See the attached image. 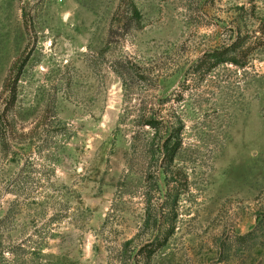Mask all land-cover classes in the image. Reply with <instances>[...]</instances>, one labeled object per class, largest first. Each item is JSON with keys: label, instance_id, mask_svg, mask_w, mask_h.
<instances>
[{"label": "rangeland", "instance_id": "1", "mask_svg": "<svg viewBox=\"0 0 264 264\" xmlns=\"http://www.w3.org/2000/svg\"><path fill=\"white\" fill-rule=\"evenodd\" d=\"M130 1L141 27L111 31ZM253 4L257 26L264 0H0V264H147L148 208L175 227L150 264H264V47L191 74Z\"/></svg>", "mask_w": 264, "mask_h": 264}, {"label": "trees", "instance_id": "2", "mask_svg": "<svg viewBox=\"0 0 264 264\" xmlns=\"http://www.w3.org/2000/svg\"><path fill=\"white\" fill-rule=\"evenodd\" d=\"M130 3L131 6H128L127 8L122 3L119 5L113 18L111 31L114 29V24L117 21L119 22V26L123 29V33L128 32L130 29L141 27L140 11L135 2L130 1ZM242 10L246 11L244 6L242 7ZM240 17L241 18L235 27L236 36L234 40L223 46L205 51L200 59L192 66V75L204 79L215 68L227 63L240 68L251 65L250 63L255 52L264 47V18H260L261 22L257 26L253 24L256 18L259 17L255 4H253L249 10L244 12L243 15L241 14ZM24 62H26V60ZM19 70L21 71V69ZM20 71L14 77L11 76L4 85L5 90H10V102H14L16 98V84L19 79ZM119 73L122 75L121 71ZM7 111L8 108H4L2 111L0 110V133L4 141H7L9 137V127L6 119ZM161 121L162 120L156 118H150L149 120H146L145 125L158 129ZM181 147L182 140L179 137H177L174 142H171L170 140L166 141L163 145L162 164L160 165L165 174L166 185L169 187L173 186V188L178 191L184 187L185 180L183 179H186L183 170L174 164L175 157ZM169 198L170 195L167 199ZM164 214L165 216H158L148 208L145 225L149 227L151 222L159 225V234L156 235L154 240L141 248L145 255L144 257L148 260L147 264H150L151 258L155 252L165 246L170 236L175 232V227L170 221L172 219V214Z\"/></svg>", "mask_w": 264, "mask_h": 264}]
</instances>
